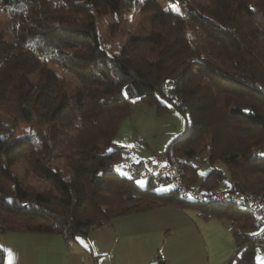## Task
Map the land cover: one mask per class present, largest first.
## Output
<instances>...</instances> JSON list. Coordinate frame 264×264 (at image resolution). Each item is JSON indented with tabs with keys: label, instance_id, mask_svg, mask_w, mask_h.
<instances>
[{
	"label": "trees",
	"instance_id": "1",
	"mask_svg": "<svg viewBox=\"0 0 264 264\" xmlns=\"http://www.w3.org/2000/svg\"><path fill=\"white\" fill-rule=\"evenodd\" d=\"M98 1L0 0L10 18L9 29L0 32V170L19 153L27 173L42 180H2L0 231L73 238L115 217L174 203L204 218L234 220L240 260L258 264L260 222L250 209L182 196L163 175L136 176L133 165L156 152L123 174L115 163L126 146L114 138L133 101L155 105L158 113L172 106L190 124L159 152L186 185L264 197V0H166L180 11L165 25L162 9L144 0L140 12L151 5L157 11L150 33L134 38V45L126 39L125 55L110 52L99 37L92 10ZM116 6L121 12L120 0ZM30 57L73 76L75 91L59 82L38 104L41 77L26 104ZM20 125L25 132L15 136ZM52 159L62 163L52 175L37 170V161ZM142 175L145 184L136 181ZM165 183L170 186L162 188ZM4 258L0 247V264Z\"/></svg>",
	"mask_w": 264,
	"mask_h": 264
},
{
	"label": "crops",
	"instance_id": "2",
	"mask_svg": "<svg viewBox=\"0 0 264 264\" xmlns=\"http://www.w3.org/2000/svg\"><path fill=\"white\" fill-rule=\"evenodd\" d=\"M131 166H125L129 174ZM229 225L227 217L204 218L196 208L168 203L115 217L73 238L59 233L0 231V247L5 251L4 264L9 251L12 264H232L237 240L227 229Z\"/></svg>",
	"mask_w": 264,
	"mask_h": 264
},
{
	"label": "rangeland",
	"instance_id": "3",
	"mask_svg": "<svg viewBox=\"0 0 264 264\" xmlns=\"http://www.w3.org/2000/svg\"><path fill=\"white\" fill-rule=\"evenodd\" d=\"M133 1L134 0H120L121 12L117 9L116 0H99L92 8L97 21V33L102 40L108 43L109 51L112 53H121L125 55L126 50L124 49V41L126 39L129 38L130 42L134 45V38L150 33L152 19L157 12L153 10V8H156V6L151 5V10L140 12L139 8L142 7V1L144 0H136V6H133ZM196 1L206 3V0ZM154 3L162 9V25H165L167 21H172V17L177 11L176 9L180 11L179 6L177 7L174 4H170L166 0H154ZM9 22V16L3 9H0V32L9 29ZM112 29L116 31V34L113 36L111 35ZM28 66L29 71L25 81V87L27 89L25 94L26 104H30L33 91L38 88L41 77L44 78L46 82L40 95L36 98L38 104H41L47 94L54 91V88L59 82L66 86L70 93L75 91L77 81L59 66L46 61L39 64L33 57H30ZM189 124L187 118L172 106L169 111L158 113L155 105L133 101L130 115L126 116L121 121L120 127L114 138L116 144L118 143L124 146L132 145V147H126L122 159L115 163L116 168L117 165H122L124 169H122L121 172L129 175V172L125 170V166L129 167L134 161L141 159L142 157L140 158L137 156L139 153L159 152L165 148L172 137L181 133ZM25 129L23 125H20L15 136L22 135ZM4 134L5 132L0 133V137L2 138ZM24 149L26 150L27 148L25 147ZM61 164L59 160L52 159L45 164L39 160L36 163V168L44 174L52 175V168H56ZM207 168V164L202 166V172ZM32 175L33 173H27L26 162L22 160L20 154L15 153L12 162L5 161L3 163L2 169L0 170V183L5 178L14 179V177H17L18 179L24 180L25 177L29 179ZM39 180L42 181L37 178L36 174L29 179V181L33 183ZM140 180H143L144 183L142 184H145L146 178H144V175L136 177V181ZM163 186L168 188L170 183H165ZM216 189L223 190L224 187L221 186ZM258 196L263 197L260 195ZM257 256L264 257V254L258 249L255 258L256 262L259 264ZM240 264L245 263L241 261Z\"/></svg>",
	"mask_w": 264,
	"mask_h": 264
},
{
	"label": "built area",
	"instance_id": "4",
	"mask_svg": "<svg viewBox=\"0 0 264 264\" xmlns=\"http://www.w3.org/2000/svg\"><path fill=\"white\" fill-rule=\"evenodd\" d=\"M133 169L136 176L142 174V172H146L148 175L159 174L166 176L182 196L204 201H226L235 205L247 207L260 222L259 227L254 233V241L258 249L264 254V197H259L257 194L250 191H239L234 189H215L209 193H205L197 188L188 186L182 181L175 165L168 162L167 155L164 152H156L153 158L135 163ZM234 225L235 221L230 220V225L227 229L232 231ZM240 262L239 255L236 253L232 257V264H240Z\"/></svg>",
	"mask_w": 264,
	"mask_h": 264
},
{
	"label": "snow or ice",
	"instance_id": "5",
	"mask_svg": "<svg viewBox=\"0 0 264 264\" xmlns=\"http://www.w3.org/2000/svg\"><path fill=\"white\" fill-rule=\"evenodd\" d=\"M176 10L178 11L179 9H176ZM126 147H132V145H126ZM117 170L118 171L122 170L120 165H117ZM123 174L127 175V173H123ZM137 183H141L142 184V183H144V181L140 180V181H137ZM77 240H79L81 244H84V246L87 247V243L82 238L77 237ZM257 260L259 261V264H264V257L257 256ZM7 264H12V254H11L10 251L8 252V262H7Z\"/></svg>",
	"mask_w": 264,
	"mask_h": 264
},
{
	"label": "water",
	"instance_id": "6",
	"mask_svg": "<svg viewBox=\"0 0 264 264\" xmlns=\"http://www.w3.org/2000/svg\"><path fill=\"white\" fill-rule=\"evenodd\" d=\"M6 201L12 202V199L6 198ZM161 262H154L153 264H160Z\"/></svg>",
	"mask_w": 264,
	"mask_h": 264
}]
</instances>
